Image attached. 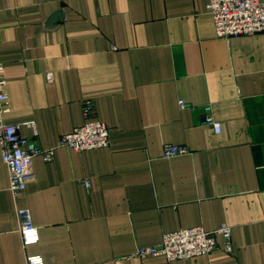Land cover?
Returning a JSON list of instances; mask_svg holds the SVG:
<instances>
[{
    "label": "crops",
    "instance_id": "crops-1",
    "mask_svg": "<svg viewBox=\"0 0 264 264\" xmlns=\"http://www.w3.org/2000/svg\"><path fill=\"white\" fill-rule=\"evenodd\" d=\"M207 6L0 0L4 120L54 148L51 161L33 158L34 180L15 196L0 149V264L31 254L45 264H264V31L217 37ZM204 105L219 133L202 124ZM90 120L109 128L106 147L58 146ZM168 143L189 153L165 159ZM20 209L38 228L34 245L22 244ZM221 225L232 229L229 252L217 236L207 254L136 256L165 233Z\"/></svg>",
    "mask_w": 264,
    "mask_h": 264
},
{
    "label": "built area",
    "instance_id": "built-area-1",
    "mask_svg": "<svg viewBox=\"0 0 264 264\" xmlns=\"http://www.w3.org/2000/svg\"><path fill=\"white\" fill-rule=\"evenodd\" d=\"M208 12L211 14L217 37L248 35L264 31V2L259 0H208ZM51 81L53 75L46 73ZM5 64L0 60V149L1 158L9 173V190L15 196L34 180L33 158L40 157L48 162L54 157V148H43L35 141L22 136L20 123H7L4 114L9 111L8 95L5 90ZM180 107L185 106L179 101ZM92 106L87 104L85 112ZM205 117L202 124L211 127L215 133L221 131V123L211 114L209 105L203 106ZM29 125V123H26ZM109 142V128L101 121L90 120L61 136L58 146H67L76 151L106 147ZM189 153L182 145L165 144L162 157L169 159ZM19 233L23 246L34 245L39 240L38 228L33 225L28 209H20ZM223 239L224 249L231 251L232 229L221 225L206 231L200 226L165 233L163 241L155 246L140 247L136 256L163 255L169 261L207 254L217 247L216 237ZM25 264H45L39 254L27 255Z\"/></svg>",
    "mask_w": 264,
    "mask_h": 264
},
{
    "label": "water",
    "instance_id": "water-1",
    "mask_svg": "<svg viewBox=\"0 0 264 264\" xmlns=\"http://www.w3.org/2000/svg\"><path fill=\"white\" fill-rule=\"evenodd\" d=\"M59 13H57V15H58ZM55 16L56 15H53L52 17H51V21H53L54 19H55Z\"/></svg>",
    "mask_w": 264,
    "mask_h": 264
}]
</instances>
